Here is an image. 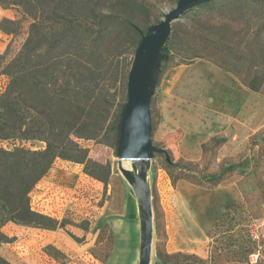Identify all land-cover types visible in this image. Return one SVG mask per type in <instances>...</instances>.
Returning <instances> with one entry per match:
<instances>
[{"label":"trees","instance_id":"1","mask_svg":"<svg viewBox=\"0 0 264 264\" xmlns=\"http://www.w3.org/2000/svg\"><path fill=\"white\" fill-rule=\"evenodd\" d=\"M215 2L197 8L213 12ZM232 3L238 11H250L254 19L264 18V0H226L223 6ZM0 5L16 12L14 20L4 18L0 22V29L12 37L0 55V75L8 79L0 94V140L18 138L46 144L36 151L0 146L1 245L15 241L2 231L8 223L58 227L57 220L35 211L31 204L33 190L58 159L83 165L85 174L108 185L110 166L91 159L79 141L110 137L116 145L120 113L128 98L113 114L114 90L127 87L141 31L151 25L141 28L138 23V19L149 16L146 0H0ZM25 23L26 38L10 56L14 38ZM174 39L171 34L163 48L162 72L175 58L170 47ZM203 44L209 47L207 55L194 54L181 64L191 65L207 56L251 92L262 90L264 49L258 33L254 37L245 34L234 44L226 27ZM248 58L251 61L247 65ZM210 145L219 146V142L213 137L202 145L203 159ZM169 154L174 164L165 162V168L175 182L184 180L214 190L225 181L226 173H208L198 164L176 161ZM245 213L241 205H235L221 216L213 231L222 232L226 223L233 231L246 221ZM232 244L231 258L237 264L246 263L256 245L250 235ZM158 257L162 264H205L198 256L180 252L159 251ZM0 264L10 263L0 256Z\"/></svg>","mask_w":264,"mask_h":264},{"label":"rangeland","instance_id":"2","mask_svg":"<svg viewBox=\"0 0 264 264\" xmlns=\"http://www.w3.org/2000/svg\"><path fill=\"white\" fill-rule=\"evenodd\" d=\"M146 1L150 12L147 18L138 19L141 28L161 21L177 3L176 0ZM225 1L216 0L213 12L195 8L173 23L175 39L170 47L175 58L172 63L165 64L152 100V138L156 146L166 148L176 161L198 164L208 173H226L225 181L216 189L231 188L236 201L225 210H217L216 199L203 195V190L209 189L184 180L175 182L165 168L164 156L155 155L150 172L155 214L152 264H162L159 251L195 255L205 264H237L231 258L232 242L235 239L246 240L249 235L256 245L244 264H264V91L260 95L261 100L252 98L256 110L249 117L248 133L242 134L237 126L225 134L214 136L219 146L210 145L205 159L202 149L196 156L191 152L195 146L183 143L186 138L184 130L165 127L161 107L160 86L170 70L203 61L218 67L207 56L196 59L191 65L181 62L194 54L207 55L209 47L204 46V40L222 28L230 29L234 44L245 34L254 37L258 33L259 43L264 49V18L254 19L250 11H238L233 3L223 6ZM27 27L25 23L23 30L14 38L10 56L20 49ZM246 60V64H250V58ZM185 74L194 80L197 76L195 71ZM7 83L8 79L0 75V94ZM224 86L233 94L228 83ZM114 92L113 114L117 113L120 103H125L127 87L119 86ZM226 98L220 100L225 102ZM198 140L194 138L193 144H199ZM79 142L89 150L91 159L110 166L108 185L85 174L83 165L58 159L31 194L32 207L57 220L58 227L5 225L2 231L14 237L15 241L1 244L0 256L10 264H138V200L118 169L116 145L110 137ZM0 146L36 151L44 149L46 144L15 138L0 140ZM235 205H241L247 213L244 215L246 221L235 226L233 231L226 223L221 228L222 232L215 233V224ZM217 255L220 259H216Z\"/></svg>","mask_w":264,"mask_h":264},{"label":"water","instance_id":"3","mask_svg":"<svg viewBox=\"0 0 264 264\" xmlns=\"http://www.w3.org/2000/svg\"><path fill=\"white\" fill-rule=\"evenodd\" d=\"M215 0H178L157 24L141 31L128 74L127 102L122 106L116 138L118 169L138 200L140 244L138 264H152L155 214L150 172L155 155L174 164L166 148L153 142L151 105L162 74L163 48L171 37L173 23L198 6ZM124 163L129 164L125 167Z\"/></svg>","mask_w":264,"mask_h":264},{"label":"crops","instance_id":"4","mask_svg":"<svg viewBox=\"0 0 264 264\" xmlns=\"http://www.w3.org/2000/svg\"><path fill=\"white\" fill-rule=\"evenodd\" d=\"M4 18L14 20L16 12L0 5V22ZM11 40L12 37L0 29V55L5 53ZM189 71L197 73L195 80L185 74ZM225 83L229 84L230 89L233 88V94L229 93ZM160 88L165 127L184 130L186 138L183 143H192L195 149L190 151L195 152L196 156L206 140L225 134L233 127L239 126L242 134L248 133L249 117L256 110L252 98L261 100L260 95L264 91L263 86L259 94L253 93L233 76L204 61L170 70ZM225 96V102L221 101ZM194 138L199 139V144H193ZM203 195L216 199L217 210H225L236 201V194L231 188L203 190Z\"/></svg>","mask_w":264,"mask_h":264},{"label":"bare ground","instance_id":"5","mask_svg":"<svg viewBox=\"0 0 264 264\" xmlns=\"http://www.w3.org/2000/svg\"><path fill=\"white\" fill-rule=\"evenodd\" d=\"M124 166H125V167H129V164H127V163H124Z\"/></svg>","mask_w":264,"mask_h":264},{"label":"built area","instance_id":"6","mask_svg":"<svg viewBox=\"0 0 264 264\" xmlns=\"http://www.w3.org/2000/svg\"><path fill=\"white\" fill-rule=\"evenodd\" d=\"M33 208V207H32ZM34 209V208H33ZM35 210V209H34ZM35 211H37V210H35ZM37 212H39V211H37ZM39 213H41V212H39ZM41 214H43V213H41Z\"/></svg>","mask_w":264,"mask_h":264}]
</instances>
